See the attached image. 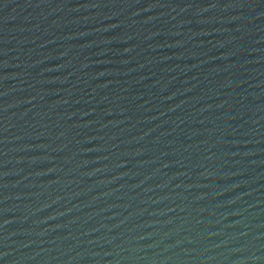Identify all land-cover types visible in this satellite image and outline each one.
<instances>
[{"label": "water", "instance_id": "95a60500", "mask_svg": "<svg viewBox=\"0 0 264 264\" xmlns=\"http://www.w3.org/2000/svg\"><path fill=\"white\" fill-rule=\"evenodd\" d=\"M0 264H264V0H0Z\"/></svg>", "mask_w": 264, "mask_h": 264}]
</instances>
